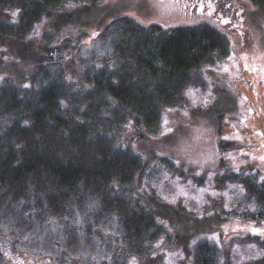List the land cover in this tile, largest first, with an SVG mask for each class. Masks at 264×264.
Masks as SVG:
<instances>
[{"label":"trees","instance_id":"16d2710c","mask_svg":"<svg viewBox=\"0 0 264 264\" xmlns=\"http://www.w3.org/2000/svg\"><path fill=\"white\" fill-rule=\"evenodd\" d=\"M67 1L0 0V39L21 44L35 22ZM6 9H16L15 20L6 17ZM54 36L46 32L43 41ZM92 46L76 81L64 72L76 49L55 56L62 47L58 43L46 47L44 55L33 53L36 66L24 77L28 84L0 82V236L22 245L27 235L46 233L41 224L50 215L60 225L67 216L59 228L67 238L60 255L68 250L89 259L87 252L115 246L111 255L120 253L125 262L145 255L148 243L164 230L153 211L133 200V183L146 164L120 147L123 128L130 123L140 135L154 131L163 108L183 104V90L198 69L226 56L230 47L223 32L204 22L162 29L127 15L111 19ZM28 48L23 44L18 51L24 55ZM255 185L262 207L253 217L264 218V190ZM75 211L78 225H68ZM241 239L264 247V238L256 235ZM4 247L0 239V264H5ZM194 254L198 263L213 260L204 243Z\"/></svg>","mask_w":264,"mask_h":264},{"label":"rangeland","instance_id":"374dc122","mask_svg":"<svg viewBox=\"0 0 264 264\" xmlns=\"http://www.w3.org/2000/svg\"><path fill=\"white\" fill-rule=\"evenodd\" d=\"M5 15L15 20L17 11L6 9ZM121 15L162 29L204 22L223 32L230 47L226 56L198 69L183 90V104L163 108L154 131L140 135L128 123L118 139L146 164L132 197L155 213L164 233L148 243L145 255L125 262L120 253L111 255L115 246L89 251V259L68 250L60 255L67 238L59 228L68 217L60 225L50 215L41 225L54 238L42 229L22 245L0 236L5 264H202L194 260L199 243L210 247V264H264V247L241 239L264 238V218L253 217L262 205L252 189L256 184L264 190V0L67 1L35 22L21 44L0 39V82L28 84L24 77L36 66L33 53L44 55L58 43L63 48L55 56L76 49L64 67L68 80L76 81L95 34ZM49 31L59 35L44 42ZM23 44L29 46L24 55L18 51ZM128 135L133 138L126 140ZM74 215L68 225H78Z\"/></svg>","mask_w":264,"mask_h":264},{"label":"flooded vegetation","instance_id":"af4514ba","mask_svg":"<svg viewBox=\"0 0 264 264\" xmlns=\"http://www.w3.org/2000/svg\"><path fill=\"white\" fill-rule=\"evenodd\" d=\"M206 2H208V0H205Z\"/></svg>","mask_w":264,"mask_h":264},{"label":"snow or ice","instance_id":"6c2138e0","mask_svg":"<svg viewBox=\"0 0 264 264\" xmlns=\"http://www.w3.org/2000/svg\"><path fill=\"white\" fill-rule=\"evenodd\" d=\"M13 15H15V13H13Z\"/></svg>","mask_w":264,"mask_h":264}]
</instances>
